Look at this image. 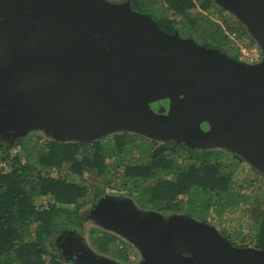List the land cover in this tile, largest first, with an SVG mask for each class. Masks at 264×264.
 Masks as SVG:
<instances>
[{
  "label": "water",
  "instance_id": "water-1",
  "mask_svg": "<svg viewBox=\"0 0 264 264\" xmlns=\"http://www.w3.org/2000/svg\"><path fill=\"white\" fill-rule=\"evenodd\" d=\"M217 1L264 51V0ZM32 130L226 147L264 172V56L250 63L168 32L131 0H0V136ZM101 199L97 216L140 250L137 264H264V248L236 244L208 221L167 219L129 196ZM77 260L123 264L85 250Z\"/></svg>",
  "mask_w": 264,
  "mask_h": 264
},
{
  "label": "trees",
  "instance_id": "trees-1",
  "mask_svg": "<svg viewBox=\"0 0 264 264\" xmlns=\"http://www.w3.org/2000/svg\"><path fill=\"white\" fill-rule=\"evenodd\" d=\"M214 3L165 0L181 15V26L160 13L163 2L131 0L133 8L150 9L169 32L179 28L181 35L197 41L202 31L209 32L210 40L203 43L228 52L225 29L243 34L244 24L237 20L238 24L227 23L223 28L211 22L208 14L191 12L198 6L209 9ZM183 26L193 31L186 32ZM244 159L226 147L200 148L134 131L113 132L91 141H61L35 131L12 141L0 138V264H63L57 257L58 236L64 230L79 229L84 203L99 201L108 191L125 192L142 208L185 213L208 222L212 210L222 217L227 209L254 197L249 207L255 220L252 236L254 246L264 248L260 194L264 193V172L242 165ZM244 186H253L256 192H243ZM42 196L47 197L45 203L39 201ZM220 231L230 237L225 229ZM109 235L94 241L108 250L113 237ZM119 257L128 259L123 252Z\"/></svg>",
  "mask_w": 264,
  "mask_h": 264
},
{
  "label": "rangeland",
  "instance_id": "rangeland-1",
  "mask_svg": "<svg viewBox=\"0 0 264 264\" xmlns=\"http://www.w3.org/2000/svg\"><path fill=\"white\" fill-rule=\"evenodd\" d=\"M159 1L163 2V8H162L163 12H160V13H162V15L171 16V17L175 18L179 22V25H181L182 24L181 15L175 14L173 8L168 6L167 4H165V0H159ZM214 1H215V3L213 5H211L209 9H205V8H202L201 6H198L194 9H191V12L194 14H197L198 12H202L203 14H208L211 22H213L216 25L220 24L221 26H223V28L227 27V23L238 24L237 20L238 21H240V20L238 19V17L236 16V14L234 12L226 9L224 6L222 8L218 5H216V2H218V1L217 0H214ZM134 9L137 11H140V12H144V13H149V14L151 13L150 10H147V9L145 10V9L136 8V7H134ZM194 11H197V12H194ZM203 25L204 24H202V26L201 25H199V26L203 27ZM183 27L187 30L186 32L193 31L192 28L188 29L186 26H183ZM246 30H247V28H246ZM202 32L203 33H200L201 37H198V42L200 41L201 43H203L205 41V39L210 40L209 36H208L209 32L208 33L206 31H202ZM224 33L227 34L226 35V37H227L226 38V44L224 46L228 49V52L231 55L233 54L237 58L240 55L238 48L242 44H248L250 46L252 44H254L253 46H256V44L259 45L258 41L256 39L252 38V35L250 34V32L248 30L246 32H244L243 34H241L240 32H238L236 30L225 29ZM182 36L187 37L188 35L185 34ZM262 53H263V55H262V59H263V56H264L263 50H262ZM257 62H259V61H257ZM250 63H256V62H250ZM34 131L36 133L38 132L39 134H43V136H48V137L53 138L44 130H32V131H29L24 136H19L15 139H21L22 137H25ZM117 132H119V131H117ZM110 134H112V133H110ZM107 135H109V134H107ZM0 138L9 139L8 137H5V136H0ZM9 140L12 141L14 139H9ZM16 148H14V149H16ZM241 164L246 166L247 168H250V169L252 166H254L252 164V162H250L247 159H244V161H242ZM237 179H238L239 183H242V176H239ZM262 180H263L262 182H264V178ZM259 182L260 181H258L257 183H259ZM253 188H254L253 186H250V187L244 186V187H242V191L243 192H250V193L256 192V191L252 190ZM260 194H262L261 197L264 198V193H260ZM106 195H110L112 198H115V199H118L119 197H127L128 196L127 193L122 192V191L121 192L108 191L102 197H105ZM253 199H254V197H252L251 199H249L246 202L241 201L239 206H236L232 209H227L225 211V213L222 215V217H219V215L215 213V210H212L213 214L210 215V217H212L209 219L210 223H212L218 230L225 229L230 234V237H231V239H233L234 243L239 244V245L248 244V245L254 246V238L252 235L255 232V220L252 217L251 212L249 211V207L251 206V201ZM46 200H47L46 196H42L39 198V201H42L44 203L46 202ZM98 202L99 201H97L95 203L92 200H88L84 203V205L80 209L79 216H80V222L82 224V227H81V232L80 233L76 232L75 235L77 236V239L79 240L81 246L84 247L85 251H87V252L91 251L94 253L95 252L94 251L95 245H96V242L94 241V239L98 235V233L97 234L94 233L93 228L107 229L116 235H114V240L112 239V241L110 242L111 244L109 243V245H110L109 250H108L109 255H103V256L114 259L115 261L121 262L123 264H137L142 259V255H141L140 250L128 238L122 236V234L118 233L116 230L108 228L105 225H103V221L97 215H98L99 207L102 204H104L106 201L102 200L101 202H99V203ZM137 205L140 208H142L138 203H137ZM146 210L150 211V210H155V209L146 208ZM160 212H162V211H160ZM162 213L164 214V217L168 219L175 212H167V213L162 212ZM73 232H75V231H73V230L69 231L66 234V236L73 238V236H72ZM120 252H123L128 256V259H126V261L120 260V258H119Z\"/></svg>",
  "mask_w": 264,
  "mask_h": 264
},
{
  "label": "flooded vegetation",
  "instance_id": "flooded-vegetation-1",
  "mask_svg": "<svg viewBox=\"0 0 264 264\" xmlns=\"http://www.w3.org/2000/svg\"><path fill=\"white\" fill-rule=\"evenodd\" d=\"M216 5H218V6H220V7L223 8V5L221 6L220 3H218V2H216ZM147 10H150V9H147ZM150 12L152 13V14L150 13L151 16L158 22V24L163 29H165L166 31L169 32V29L166 26H163V24H161V22L155 17L154 13L151 10H150ZM163 16H165L167 18L166 21L168 20V21L172 22V20L175 19V18H173L171 16H166V15H163ZM165 17H163L161 19H165ZM176 30H178L180 32V29L179 28H173V31H170V32H174ZM189 37H192V36H189ZM227 53L230 54L229 52H227ZM232 56H234V55L232 54ZM152 104H153V106L155 108H157V103L156 102H154ZM94 202L96 203L97 201H94ZM81 227H82V224H80V228L79 229L76 228V230H75V228H72V229L64 230V232H62L58 236V238H57V242H56L57 243V248H58V256L57 257H58V259H60L62 261L63 264H80L78 262L77 258H79L80 255H83V253H84V247L81 246V244H80L79 240L77 239V236L75 235V233L76 232L77 233H80L81 232ZM71 230L75 231V232H73V235H72L73 238L66 236V234L69 231H71ZM93 232L96 233V234L98 233V235L96 236L97 237L96 238L97 241L100 240L101 237H103L104 235L105 236L107 235V236L110 237L109 234H112L113 235L112 239L114 240V235H116V234H113L111 231H109L107 229L93 228ZM111 241H109V243ZM109 243H108V246H110ZM108 250L99 247L98 244H97V242H96L95 250L94 251H95V253L98 256L109 255L108 254L109 253ZM120 260L126 261V260L121 259V258H120Z\"/></svg>",
  "mask_w": 264,
  "mask_h": 264
},
{
  "label": "built area",
  "instance_id": "built-area-1",
  "mask_svg": "<svg viewBox=\"0 0 264 264\" xmlns=\"http://www.w3.org/2000/svg\"><path fill=\"white\" fill-rule=\"evenodd\" d=\"M248 44H242L239 49V59L246 62H257L262 59V48L256 44V46Z\"/></svg>",
  "mask_w": 264,
  "mask_h": 264
}]
</instances>
